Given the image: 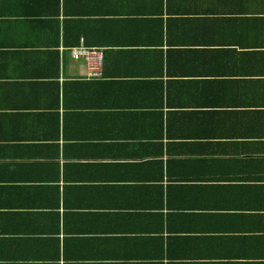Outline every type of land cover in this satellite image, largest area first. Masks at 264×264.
Segmentation results:
<instances>
[{
	"label": "crops",
	"instance_id": "obj_1",
	"mask_svg": "<svg viewBox=\"0 0 264 264\" xmlns=\"http://www.w3.org/2000/svg\"><path fill=\"white\" fill-rule=\"evenodd\" d=\"M0 264H264V0H0Z\"/></svg>",
	"mask_w": 264,
	"mask_h": 264
},
{
	"label": "built area",
	"instance_id": "obj_2",
	"mask_svg": "<svg viewBox=\"0 0 264 264\" xmlns=\"http://www.w3.org/2000/svg\"><path fill=\"white\" fill-rule=\"evenodd\" d=\"M72 57L75 60L83 61L87 70L88 78H98L101 76L103 65V52L101 50L89 49L83 44L72 48Z\"/></svg>",
	"mask_w": 264,
	"mask_h": 264
},
{
	"label": "trees",
	"instance_id": "obj_3",
	"mask_svg": "<svg viewBox=\"0 0 264 264\" xmlns=\"http://www.w3.org/2000/svg\"><path fill=\"white\" fill-rule=\"evenodd\" d=\"M101 72H102V67H101ZM101 76H102V74H101ZM101 76H100V77H101ZM98 78H99V77H98ZM92 79H93V78H92Z\"/></svg>",
	"mask_w": 264,
	"mask_h": 264
}]
</instances>
